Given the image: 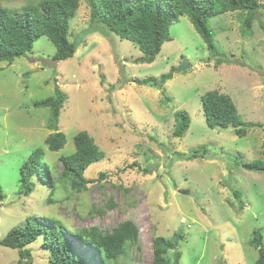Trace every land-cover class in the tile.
Wrapping results in <instances>:
<instances>
[{"label":"rangeland","instance_id":"rangeland-1","mask_svg":"<svg viewBox=\"0 0 264 264\" xmlns=\"http://www.w3.org/2000/svg\"><path fill=\"white\" fill-rule=\"evenodd\" d=\"M40 1L0 0V5L21 16L24 6ZM247 15L239 11L210 19L218 57L182 16L170 26L172 40L156 60L141 64L134 60L143 53L132 42L98 30L82 0L70 21L68 37L77 44L72 59L54 61L56 47L42 37L26 56L0 62V241L28 217L43 224L55 219L68 232H110L132 221L139 238L114 264H152L154 238L176 234L183 236L180 264H254L257 231L264 245V174L247 171L237 161L264 159V8L255 13L249 34ZM170 72L173 78L161 88L138 83ZM58 87L67 95L58 123L67 143L52 152L45 143L54 132L48 128L51 110L34 103L55 95ZM209 91L232 98L245 137L232 126L208 127L201 98ZM179 110L191 116L180 139L173 137ZM80 132L106 155L85 172L94 180L85 192L63 180L60 161L75 152ZM38 148L44 149L42 161L56 182L53 195L39 177L33 178L31 194L21 191L22 166ZM73 241L88 264H103ZM42 242L29 246L33 264H50ZM167 256L172 261L173 251ZM19 260V250L0 244V264Z\"/></svg>","mask_w":264,"mask_h":264},{"label":"trees","instance_id":"trees-1","mask_svg":"<svg viewBox=\"0 0 264 264\" xmlns=\"http://www.w3.org/2000/svg\"><path fill=\"white\" fill-rule=\"evenodd\" d=\"M82 0H41L38 4L23 7V15L18 16L10 9L0 5V62L13 63L16 59L32 52L34 44L42 37H47L56 47L54 61L72 59L77 51V44L69 40L70 21L76 15ZM90 8L91 22L106 36L115 34L122 40L132 42L143 55L135 63L151 64L160 54L165 42L172 40L170 26L180 17L187 16L197 33L203 38L212 56L218 57L212 30L208 27L210 19L233 12L248 13L245 19L247 34L251 33L255 13L262 7L259 0H86ZM222 63V61H219ZM173 73L165 74L160 79L151 77L138 83L161 88ZM202 105L207 125L210 129L234 127L238 137L247 135L244 121L238 113L232 98L219 91H209L202 98ZM67 101V95L58 87L55 95L36 101L34 107L49 108L51 117L48 128L54 131L45 143L52 152H58L67 143L66 135L60 131L59 118ZM169 102V98H166ZM174 138H183L190 125L191 116L186 110L175 114ZM75 152L63 156L62 178L71 182L73 190L85 192L94 180L85 178L88 168L102 161L106 155L87 133L80 132L74 137ZM198 154V152H196ZM44 149L38 148L23 164L21 169V191L29 195L35 188L34 177L51 188V195L56 189V182L46 171L43 163ZM196 156V155H195ZM194 158H198L197 156ZM243 169L264 174V159L250 162L237 161ZM143 173H148L144 170ZM100 178H106L102 174ZM240 197L239 192H235ZM3 198L0 187V199ZM51 202V200H50ZM111 203V207L113 206ZM42 239L44 249L49 252L50 264H88V260L74 243V239L83 247L91 250L92 257L99 256L103 264H114L120 256L127 255L131 246L139 238V229L132 221L121 223L112 231L98 228L68 232L67 228L55 219H47L43 224L36 217H28L25 225L9 231L0 244L19 250L18 264H33V252L30 244ZM183 236L173 238L157 236L153 240L152 264H180L182 254L178 250ZM252 244L259 247V257L254 264H264L263 234L257 231ZM173 251V260L168 253Z\"/></svg>","mask_w":264,"mask_h":264},{"label":"water","instance_id":"water-1","mask_svg":"<svg viewBox=\"0 0 264 264\" xmlns=\"http://www.w3.org/2000/svg\"><path fill=\"white\" fill-rule=\"evenodd\" d=\"M185 66H186V62H184V64H183L182 67L180 68V70H182Z\"/></svg>","mask_w":264,"mask_h":264}]
</instances>
